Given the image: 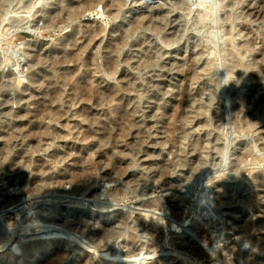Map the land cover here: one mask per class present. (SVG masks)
<instances>
[{
    "label": "rangeland",
    "instance_id": "374dc122",
    "mask_svg": "<svg viewBox=\"0 0 264 264\" xmlns=\"http://www.w3.org/2000/svg\"><path fill=\"white\" fill-rule=\"evenodd\" d=\"M60 1L62 2L63 0H59V2L58 0H0V86L2 85L0 89V113L2 114H0V197L5 198H0V200L2 201L4 199L3 201L5 202L7 199L13 200L18 198L16 202L21 201L17 204L11 202L13 205H8L7 203L0 204V242L2 243L3 241L2 244L0 243V264H3L4 257L11 254L17 255L20 260L10 264H48L49 261L47 259L50 255L48 249L43 254H35L32 257L28 256L22 259L25 247H33V245H38L39 243L46 247L53 246L52 249L55 250L61 247L63 248V245H65L63 242L68 243V247L65 250L71 256L62 264H89V262L91 264H144L145 259L149 261L156 260L155 262L158 264H172V258L175 259V254L170 252L171 246L169 244H172L173 240L177 238L191 242L192 240L187 237L189 234L191 235L188 229L197 224L206 227L205 229L208 231L207 235H209L207 238L211 239H206L207 241L203 245L200 244L205 253V257L199 264H223L218 259L215 253L216 251L226 256L231 264H243L244 260H246L245 258L264 260V253L257 252L253 244L241 242L242 236L239 232L241 224H235V220H239L240 217L245 215L256 220L260 218L258 208H248L245 205L248 201L252 200L253 194L264 192V186L261 185L262 188H259V178H264V140H262V136L264 135L262 132L264 122L258 125H254L255 122L252 124L255 114L251 106L256 94H264L262 90L264 87V63L262 61V56L264 55V2L262 0H225L223 8L218 13L221 21L220 28L222 29L221 39L216 41L214 37L202 38L196 36L191 24V18L193 15H197L199 19L202 16L201 20H199L202 26L210 27L217 16V10L211 4H201L199 9H197L196 7L189 8L186 0H116V5H120L118 9L111 7L103 10L97 7L95 11L98 8L100 9H98V15L96 13H87L79 19H73L67 22V28L61 29L60 27L57 29V27H51L52 29H49L50 26H47L46 20L50 18V14L53 11L59 8L57 4ZM138 1L146 2L138 8H134L140 4ZM54 5L56 7L58 6V8ZM255 5L259 6L258 10L262 8L259 10L262 15L259 17L260 19H256V22L255 19H250L245 15ZM232 14L235 17H237V14L239 16L244 15L242 19H247L242 20V22L239 19L236 20L237 22L225 21L227 15ZM44 17L47 19L45 20ZM132 18L143 20V26L141 30L130 34L128 29L131 26L128 22ZM247 21L248 23H246ZM158 24L159 26H157ZM244 24L247 25L245 26ZM42 25L43 30L41 29ZM44 27H48V29H44ZM74 27L76 29H85L86 27L94 31H102L101 35L95 39V44H93L94 48L92 49V52L96 54L94 64L100 66V70L98 71L95 67H92L96 72L92 71V74H90L91 72L85 74L96 84H94V87L97 88V102L95 104H89L88 107L83 109L85 115L77 118V121L79 123L81 121V126L84 127L80 128L81 131L77 128L78 130L76 129V132L72 135L74 137L72 138L61 139L55 137V139L48 140V135L53 131L65 132V123L69 122L71 124L70 122L74 120L68 119V115L62 116L60 119L57 118L55 121L54 119H47L51 122L46 120L41 124L42 128L45 127L39 129L41 133H37L38 130L35 132L37 133L36 136H34L35 133L27 136L23 128L26 127L27 131L30 125H35V120L32 119V122L30 121L31 124H29V118L26 119L22 116L42 107V98H45L44 94L47 91H50V93L57 92L55 100L52 101L54 103H50L52 109L55 108L57 112L63 114L69 109L72 91L69 86L65 87L62 76H66L74 71L72 69L73 64L63 66L64 69H70L68 71H59L58 68H55L54 61L57 59L55 58V54L47 57L42 53L43 56L41 55V58L39 57L38 59L40 66H37L39 64H36L35 61L37 63L39 61L30 55L31 46L42 43L51 48L59 47L58 45L60 47H66L72 43L70 38H74V40L80 38V35L77 36L76 32L71 31ZM236 27L237 29L240 27L239 29L241 31L237 30ZM245 27L249 28L243 30ZM260 28L263 29L259 31ZM248 29L251 31H247ZM124 32L129 34L125 35ZM121 34L123 36L125 35L124 40L126 42L123 43L125 45L117 47L119 45L115 43V39ZM255 37H257L256 41L254 40ZM248 39L251 40L250 42L252 44ZM20 42L24 44L20 45ZM109 44L110 48H107ZM241 46L244 47L242 48ZM69 47L71 46L66 47V49L73 50L72 47L70 49ZM249 47H251V50ZM226 49L229 50L226 51ZM232 51L233 53H231ZM27 52L30 56L27 55ZM240 52L242 56H240ZM144 54L149 57H146ZM260 54L262 55L260 56ZM153 55L156 56L153 58ZM191 55L199 62L200 68L193 69L198 70L195 72L201 75L199 76L200 81L190 80L186 82L187 80H185V71L190 68L192 69L195 63L192 62L195 61L193 58L192 61L189 58ZM233 57L238 60H235ZM106 59H111L113 63L115 62L113 64L116 65L113 66L114 69H109L106 64ZM142 59H145V61ZM148 59H151L153 62L150 61V63ZM42 61L43 63H41ZM233 61L237 64L234 65L235 63ZM139 62H142V65H139ZM203 62L206 70H209L207 68L211 66V70H209V74L211 75L207 74V71L204 72L203 68H201ZM240 64H243V66ZM245 66L249 67L250 71ZM233 67L236 69L234 68L233 70ZM112 72L115 73L113 74ZM252 72L257 74L256 80L258 82L253 79V75L255 74ZM249 74H252V76ZM206 75L209 76L207 77ZM246 76L250 78L247 79ZM210 77H213V79H210ZM203 78L204 81H209L206 82L207 89L209 90V87H211V91L214 89L212 92L209 90V92L215 93L217 90L219 92L217 93L218 95L216 94L215 101L213 100L212 124L210 126L212 128V135L219 138L215 140L217 142L214 141L208 146L205 151L207 153L203 152V155L207 158V165L205 164L207 167H204L205 169H202V172L200 171L197 175H200L199 177L196 176V179H193L194 182L190 181V183L185 184L187 181L184 180V175L187 167H179L182 169L176 167L175 170L169 172L170 168L178 161L176 155H178L180 149V147L178 148V146H174L170 142L171 138L174 137L176 139L177 134L179 135L181 131L188 130V127L191 126V111L189 108L187 109V106L194 104L192 100L197 95V91L202 84H204L202 82ZM126 79L128 82L133 81V84L130 83V85L127 83ZM249 80H252V83ZM53 81L56 82L55 85L57 87L54 84V88L51 86V83H54ZM126 84H128V89H126ZM46 85L52 89L47 88ZM38 89L40 92L43 91L41 93L42 95L38 92ZM115 91L117 97H122L121 100L119 99L120 101L115 100L111 104L110 102L101 100L103 94L110 93L111 95ZM181 93L184 94L187 100V104L183 109L180 107V103L182 102L180 97ZM252 93H255V95ZM100 94L101 96H99ZM41 96L42 98H40ZM33 98L35 99L33 100ZM46 99L48 100L49 97ZM79 107V105H76L70 108V112L77 110ZM107 107L109 108L107 109ZM249 107L251 108L249 109ZM235 108L238 111L240 108L242 110L244 109L241 116L246 115L249 118L252 113V117L249 119H246L245 116L247 123L250 122V119H253L248 124L249 128L247 126L243 127L240 124L239 120L241 116L238 115L240 118L236 116L238 112ZM129 112H133L131 113L132 115ZM249 112L251 113L248 114ZM119 114L122 117L126 116V119L124 117L122 118V120L125 119L126 123L120 120L121 116ZM87 118H89V121H87ZM175 119L180 121L175 122ZM221 120L224 121L225 127ZM21 121L26 124H23L21 126L22 128L20 127ZM117 121L122 123L119 124ZM128 122L130 123L128 124ZM88 123H91V125ZM131 123L135 125L130 126ZM124 124H127V126ZM172 124L176 128H181L180 132L179 130L175 131L176 129L171 128L173 126ZM193 124H195V121H193ZM250 124L252 125L250 126ZM118 125H123V127L130 126L131 133L135 132L136 129H139L138 131L142 134L145 132L144 134L147 135V137L144 136L146 142L140 140V143L139 141L137 143V141L132 140L130 134L127 136L128 138H116L115 140L118 142L111 140L108 143V133H110V137L114 130L116 131L118 129ZM15 127L17 128L15 129ZM123 127L120 126V128ZM85 128L89 129L87 130ZM244 128L248 129L245 130ZM109 129H113V132H110ZM8 130H11L13 133L7 132ZM18 130L23 132L19 133ZM43 130L49 132V134L47 133L45 136L46 133L44 132L43 135ZM84 130L89 133L92 132L94 138L83 147L75 150L73 146L77 145V139L82 137ZM101 130L103 133H100ZM14 132L17 133L15 134ZM6 134L14 137L10 136L9 138ZM143 135L142 138H144ZM169 135L172 137H168ZM7 139L10 143L13 141L11 139H14V142L10 144L11 146L9 142H5ZM35 139L39 141L37 140V142ZM35 141L37 143H34ZM184 144L186 145L185 149L190 159V165L193 167V154L190 152L188 143L184 142ZM217 147H221L223 152L218 153L216 151ZM82 151H85L86 154H93L95 151L96 153L99 152L98 155L96 153L95 155L93 154L95 157L93 155V157L91 156L93 161L91 177L93 179L92 183L95 185H92V189H89L88 192H77L75 191L74 185L67 180H61L59 183L47 181V178L52 174H64L65 177H68L77 168H83V165L80 163L72 164L70 162L71 158H77L78 160H82L84 157L87 158L88 155H82ZM122 154L124 155L121 158L120 155ZM56 157L60 163L56 164L51 162ZM60 158L62 161H60ZM119 160H123V163L118 164ZM114 162L116 165H114ZM13 164L18 165L19 168L17 166V169H15L16 166ZM120 165L121 167H125L121 168ZM124 171L126 173L122 177L121 174ZM165 171L168 174L164 177L162 175V177L167 179L170 186L161 188L160 181L163 180L161 174ZM183 180L186 182L182 183L184 182ZM152 187L155 189H152ZM32 189L33 191H31ZM220 190L221 192H219ZM224 192H230L232 194L234 192L236 194L233 202L237 209L229 210L227 207L224 208L220 203H217L219 196L224 197L221 196V193ZM207 197L210 199L206 200L208 199ZM170 199H173L172 202L178 205L179 211L182 214L181 218L183 220L181 219L177 223L169 209ZM245 200L246 202H244ZM154 203L161 204L164 212L154 210ZM3 206L4 208H1ZM202 207H204V210ZM207 207L210 211L209 209L206 211ZM139 215H148L150 218L159 216L164 219L167 224L166 226L162 225L164 228L161 244L158 245L139 226L136 221ZM80 216L83 218L82 223L77 220ZM120 217L124 218L123 223H120ZM184 220L186 224L180 223ZM31 221L33 224H30ZM51 221L52 223L55 221H59L60 223L59 225L57 223V226L52 224ZM66 222L69 223L68 225L71 224L70 227L73 228L75 226L76 228L84 225L88 226L87 232L90 233V238L98 246H90L92 248L88 247L87 249L79 243L80 240L78 237L80 235L75 237L66 235L62 231L59 233L52 231L54 227H61L63 230L67 229L69 226L63 225ZM103 222L105 227L108 226L110 229L117 231V233L120 231V234L116 238L105 237V232L102 230L104 225L101 226ZM107 222L108 225L106 224ZM158 224L161 225L160 222ZM25 225L28 227L26 228ZM174 225H178L179 229L176 230ZM233 232L235 234H232ZM96 233L97 235L95 236ZM255 234L260 233L256 232ZM192 239L194 238L192 237ZM60 241L62 242L61 244L59 243ZM133 245L138 246L137 248L135 247L136 249L139 248L138 250H145L148 247L154 248L155 246L156 251L148 259L145 256L139 255L126 260L122 257L121 253ZM98 247H102L103 250L109 248L115 253L113 255L111 252L108 256L102 251V248L98 249ZM238 252L242 255L239 256ZM78 253L81 255L79 259L72 258ZM213 255L217 260L215 262L210 259ZM176 261L178 259L174 262Z\"/></svg>",
    "mask_w": 264,
    "mask_h": 264
},
{
    "label": "bare ground",
    "instance_id": "6f19581e",
    "mask_svg": "<svg viewBox=\"0 0 264 264\" xmlns=\"http://www.w3.org/2000/svg\"><path fill=\"white\" fill-rule=\"evenodd\" d=\"M261 1V0H260ZM31 2V1H30ZM29 2V3H30ZM56 2V1H55ZM58 2H59V0H58ZM146 2V1H145ZM144 1L143 2H139L138 1V3H140L138 6H136V7H134V8H138V7H140L141 6V4H144L145 3ZM258 2V1H257ZM262 2H264L263 0H262ZM262 2H260V3H262ZM54 4H57V3H54ZM60 4V5H59ZM59 4H57L58 6H59V8H58V6L56 7L55 5V7L56 8H58V9H56V11H51L52 13L50 14L51 16H50V18L49 19H47V18H45V20L47 21V26L49 25L50 27H49V29H52L53 27L54 28H56L57 27V29L58 28H60L61 27V29H63V28H67L68 26V23L67 22H70L71 20H73V19H79V18H81L82 16H84L85 14H95L96 13V15H98V9H97V11H95L96 10V8L97 7H100V8H102L103 10H105L106 8L107 9H109V8H111V7H113V8H119L120 7V5H116L117 4V2H116V0H63L62 2L60 1V3ZM136 4V3H135ZM263 4V3H262ZM229 5V4H228ZM263 6V5H262ZM54 7V8H55ZM261 7V6H260ZM264 7V6H263ZM258 8H259V6H256L255 5V7H251L248 11H247V13H245V15H246V17H248V18H250V19H255V22H256V19H258L262 14H260V9H262V8H260L259 10H258ZM53 9V8H52ZM51 10V9H50ZM100 10V9H99ZM50 13V12H49ZM262 13V12H261ZM101 14V13H100ZM235 14V13H234ZM234 14H232V15H227V17L225 18V21H236L237 19H239L241 22H242V20H245V19H247V18H244V19H242V16L244 17V15H242V16H239V14H237L236 16L237 17H235L234 16ZM241 14V13H240ZM242 14H244V13H242ZM48 15V14H47ZM95 15V16H96ZM103 15V14H102ZM45 16V15H44ZM93 16V15H92ZM100 16V15H99ZM264 16V15H263ZM202 17V16H201ZM201 17H200V19L199 20H201ZM43 18V17H42ZM41 18V19H42ZM263 18V17H262ZM40 19V20H41ZM203 19V18H202ZM249 19V20H250ZM260 19V18H259ZM45 20H44V22H45ZM204 20V19H203ZM202 20V21H203ZM238 20V21H239ZM143 20H139V19H134V18H132V19H130V21L128 22L129 23V25L131 26V28H127L128 29V31L130 32V34L132 33H135L136 31H138V30H141V28H142V26H143V22H142ZM262 21V20H261ZM43 22V21H42ZM160 22H161V19H160ZM159 22V23H160ZM173 22V21H172ZM175 22V21H174ZM201 22V21H200ZM199 22V23H200ZM237 22V21H236ZM235 22V23H236ZM253 22V21H252ZM260 22V21H259ZM246 23H248V21L246 22ZM254 23V22H253ZM262 23V22H261ZM237 24V23H236ZM235 24V25H236ZM243 24V23H242ZM256 24V23H255ZM254 24V25H255ZM45 25V24H44ZM161 25V24H160ZM245 25V24H244ZM247 25V24H246ZM245 25V26H246ZM258 25V24H257ZM157 26H159V24L157 25ZM52 27V28H51ZM262 27V26H261ZM43 28V25L41 26V29ZM47 29H48V27H46ZM45 27H44V29H46ZM240 28V27H239ZM237 29V27H236V29L237 30H240V29ZM247 28H249V27H245L243 30H246ZM259 28V27H258ZM257 28V29H258ZM253 29V28H252ZM261 29H263V28H260V30L259 31H261ZM38 30H40V29H38ZM43 30V29H42ZM123 30V29H122ZM125 30V29H124ZM236 30V31H237ZM62 31V30H61ZM71 31H74V32H76V35L77 36H79L80 35V38L78 39H76V40H74V38H70V40H71V44L70 45H68V46H71L72 47V49L73 50H68V49H66V47H68V46H66V47H60V45H58L59 47H55V48H51V47H48V46H46V45H44V44H42V43H37V44H33L32 46H31V51H30V55H32V57L34 56L37 60L39 59V57L42 55L43 56V54L45 55V56H47V57H49V56H51V54H55V58H57L56 60L55 59H53V60H55L54 61V65H55V68H58L59 69V71H61V70H66V71H68V70H70V69H64V65H68V64H73L74 66H73V68L72 69H74V71L73 72H71L70 74H67L66 76H62L63 77V82H65V87L66 86H69V88H70V90L72 91V96H71V102L69 103L70 104V107H69V109H67L66 110V112H65V114H63V113H60V112H57L56 110H55V108L54 109H52V105L50 104V103H54V102H52L53 100H55V98H56V96H57V92H54V93H50V91H47V90H45V91H47L44 95H45V98H42V96L40 97V98H42L43 99V105H42V107H40V108H37V110L36 111H34V112H30V113H28V114H26V115H23L22 117H24V118H29L28 120V123L29 124H31L30 123V121L32 120V119H34L35 120V125H30V127L28 128V130L26 131V127L25 128H23V130L25 129V131L24 132H26L25 134H27V136H30V135H32V134H34L36 131H38L39 129H43V128H45V127H41L42 125V123L43 122H45L47 119H54V121L55 120H57V118H62V116H67L68 115V119H74V120H72L70 123L71 124H69V122H66L65 123V125H64V128H65V132H62V131H53L50 135H48L47 137H48V140H52L53 138L55 139V137H57V138H61V139H67V138H72V137H74V136H72L73 135V133H75L76 132V129L78 128V129H80L81 127H84V126H81L82 124H81V121H80V123L77 121V118H79V117H82V116H84L85 115V112H84V110L83 109H85L86 107H88V105L89 104H95L96 102H97V91H96V89L97 88H95L94 87V82L92 81V79L90 78V77H87L85 74L87 73V72H91L90 74H92V71H94V72H96V70H100V66H98L97 64H94V62H95V60H96V54L95 53H93L92 52V49L94 48V45L93 44H95L94 42H95V39L96 38H98L100 35H101V30H91L90 28H86L85 27V29H76L75 27L74 28H72V30ZM119 31V30H118ZM241 31V30H240ZM247 31H249V29L247 30ZM251 31V30H250ZM249 31V32H250ZM39 32V31H38ZM40 32H42V31H40ZM117 32V31H116ZM232 32V31H231ZM246 32V31H245ZM254 32V31H253ZM252 32V33H253ZM256 32H258V31H256ZM117 33H119V32H117ZM123 33V32H122ZM125 33V32H124ZM238 33V32H237ZM242 33H244V32H242ZM261 33V32H260ZM259 33V34H260ZM127 34H129V33H125V35H127ZM241 34V33H240ZM255 34V33H254ZM40 35V34H39ZM124 35V36H125ZM228 35V34H227ZM238 35V34H237ZM236 35V36H237ZM248 35V34H247ZM246 35V36H247ZM251 35V34H250ZM249 35V36H250ZM258 35V34H257ZM256 35V36H257ZM123 36V34H121L119 37L117 36V38L115 39V43H117V45H119V46H117V47H121V45H125V44H123L124 42H126L125 40H124V37ZM241 36L242 37H244L242 34H241ZM240 35H239V37H241ZM245 36V37H246ZM261 36V35H260ZM127 37V36H126ZM248 37V36H247ZM256 39H257V37H255L254 38V40L256 41ZM18 40V39H17ZM253 40V39H252ZM254 40H253V42H254ZM260 40V39H259ZM248 41L250 42L251 40H249L248 39ZM263 41V40H262ZM77 42H79V44H77ZM138 42H140V41H138ZM197 42V41H196ZM248 42V43H249ZM261 42V41H260ZM21 43V42H20ZM26 43V42H25ZM114 43V44H115ZM197 43H199V42H197ZM247 43V42H246ZM251 43V42H250ZM258 43V42H257ZM22 44H24L23 42L20 44V45H22ZM135 44H137V43H135ZM195 44V43H194ZM252 44V43H251ZM256 44V43H255ZM19 45V44H18ZM19 45V46H20ZM245 45H247V44H245ZM113 46V45H112ZM111 46V47H112ZM141 46H142V44H141ZM198 46H201V45H198ZM198 46H196L197 48H198ZM258 46V45H257ZM71 47H69V49L71 48ZM114 47V46H113ZM194 47H195V45H194ZM242 48L244 47V46H241ZM256 47V46H255ZM262 47V46H261ZM74 48H75V50H74ZM107 48H110V44L108 45V47ZM197 48H196V50H197ZM227 48H228V46H227ZM251 47H249V49H250ZM257 48V47H256ZM260 48V47H259ZM30 49V48H29ZM152 49V48H151ZM200 49H202V48H200ZM248 49V48H247ZM252 49H254L253 47H252ZM113 50V49H112ZM116 50H118V49H116ZM227 50H229V49H226V51ZM251 50V49H250ZM259 50V49H258ZM115 51V50H114ZM113 51V52H114ZM199 51V50H198ZM197 51V52H198ZM247 51H249V50H247ZM247 51H245V52H247ZM264 51V50H263ZM143 52H145V51H143ZM150 52H152V51H150ZM230 52V51H229ZM245 52H243V53H245ZM43 53V54H42ZM117 53V52H116ZM199 53L201 54V52L199 51ZM231 53H233V51L231 52ZM262 53V52H261ZM264 53V52H263ZM111 54V53H110ZM140 54V53H139ZM152 54V53H151ZM198 54V53H197ZM229 54V53H228ZM240 54V56H242L241 55V52L239 53ZM257 54H259V53H257ZM26 55V54H25ZM27 55L28 56H30L29 54H28V52H27ZM144 55H146V54H144ZM193 55V54H192ZM190 56L189 58L191 59V61H192V58H193V56ZM230 55V54H229ZM232 56H233V54H231ZM262 54H260V56H261ZM109 56V55H108ZM111 56V55H110ZM148 55H146V57H147ZM150 56H152V55H150ZM156 56V55H155ZM154 55H153V58L155 57ZM200 56V55H199ZM231 56V57H232ZM33 57V58H34ZM137 57H141V56H137ZM149 57V56H148ZM236 57V56H235ZM31 58V57H30ZM41 58V57H40ZM45 58V57H44ZM108 58V57H107ZM112 58V57H111ZM133 58H135V57H133ZM144 58V57H143ZM153 58H152V60H153ZM187 58V57H186ZM234 58V57H233ZM259 58H261V57H259ZM113 59H115V58H113ZM139 59V58H138ZM146 59V58H145ZM145 59L143 60V61H145ZM231 59V58H230ZM235 60H238L237 58H234ZM34 60V59H33ZM40 60H42V59H40ZM142 60H140V61H142ZM151 59L149 60L148 59V61L150 62H153ZM193 60H195L194 58H193ZM39 61V60H38ZM115 61V60H114ZM190 61V62H191ZM232 61V60H231ZM262 61H263V63H264V55L262 56ZM261 61V62H262ZM150 62V63H151ZM192 62H195L194 64H193V66H192V69L190 68V69H188L187 71H185V80H187L186 82H188V81H190V80H192V81H200L199 79H200V77L199 76H201V75H198V73L197 72H195V71H198V70H194L193 68H197V69H199L200 68V66H199V62H197L196 60L195 61H192ZM234 63H235V61H233ZM35 63L36 64H39L40 63V61L37 63L36 61H35ZM34 63V64H35ZM41 63H43V61L41 62ZM115 63V62H114ZM113 63V60H111V59H106V64H107V66L109 67V69L110 68H112V69H114L113 68V66H116V65H113L114 64ZM140 63V62H139ZM142 63V62H141ZM139 64V65H142V64ZM146 64H148L147 62H145ZM144 63V64H145ZM237 63H235L234 65H236ZM262 64V63H261ZM42 65V64H41ZM148 65H150V64H148ZM154 65H156V64H154ZM240 65H242L243 66V64H240ZM248 65V64H247ZM252 65V64H251ZM264 65V64H263ZM37 66H40V64L39 65H37ZM64 66V67H63ZM111 66V67H110ZM144 67H146L145 65H143ZM152 67H153V65H151ZM209 66V65H208ZM207 66V67H208ZM63 67V68H62ZM92 67H95V69L93 70L92 69ZM140 67H142V66H140ZM206 66H204V62H203V64H201V68H203V70H204V72H206L207 71V74H209V70H211V66H210V68L208 67L207 69H209V70H206V68H205ZM251 67V66H250ZM264 67V66H263ZM150 68V67H149ZM186 68V67H185ZM234 68L235 67H233V70H234ZM245 68H247V70H249L250 71V69H249V67H246L245 66ZM244 67H243V69H245ZM184 69V68H183ZM236 69V68H235ZM252 69V68H251ZM263 69V68H262ZM262 69H260V70H262ZM194 70V71H193ZM200 70H202V69H200ZM264 70V69H263ZM115 71V70H114ZM56 72V71H55ZM203 72V71H202ZM243 72V71H242ZM107 73H108V71H107ZM113 74L115 73V72H112ZM112 73H109V74H112ZM199 73H201V72H199ZM232 73V72H231ZM247 73V72H246ZM251 73V72H250ZM253 74H255V75H253V79L255 80V81H257L256 79H257V74L256 73H254V72H252ZM262 73H263V71H262ZM58 74V73H57ZM61 74V73H60ZM88 74V73H87ZM259 74V73H258ZM51 75H53V73H51ZM64 75V74H63ZM209 75H211V74H209ZM209 75H206L207 77L209 76ZM243 75V74H242ZM247 75V74H246ZM250 75V74H249ZM250 76H252V74L250 75ZM54 77V76H53ZM203 77V76H202ZM206 77V78H207ZM247 77V79L248 78H250L249 76H246ZM19 78V77H18ZM124 78H126V77H124ZM128 78V77H127ZM205 78V77H204ZM204 78H203V81L202 82H204V84H202V86L200 87V89L197 91V95L195 96V98L192 100V102H194V104H192V106H191V104H189L188 106H187V109L189 108L190 109V113H191V117H190V121H191V123H190V125L191 126H189L188 128V130H186V131H181L180 132V129L181 128H176V127H174V125L171 127V128H173V129H176L175 131H178L179 130V132H180V134L178 135H176V139L173 137V138H171L172 136H168V137H170L171 138V144H173L174 146L176 145V146H178V148L180 147V149H179V153H178V155H176L177 156V159H178V161H177V163H175V165H173V167H171L170 168V170H169V172L171 171V170H175L176 169V167L177 168H179V167H187V170H186V173H185V179L184 180H186V181H184V182H182V183H185V184H188V182L190 183V181L192 182H194V180L193 179H196V176L200 173V171L202 170V169H205L204 167H207L206 165H207V158H206V156L205 155H203V152L204 153H207V152H205L206 150H207V148H208V146L209 145H211L215 140H218L217 138H219V137H217V136H213L212 135V128H210V126H211V122H212V118H211V115H212V112H213V102L215 101L214 99H216V94L217 93H219L218 92V90H217V92H213V93H211L212 91H211V87H209V90L211 91V92H209V90L207 89V86H206V82H209V81H207L206 79V81H204ZM52 79V78H51ZM55 79V78H54ZM129 79V78H128ZM208 79V78H207ZM210 79H213V77H210ZM261 79V78H260ZM122 80V79H121ZM127 80V79H126ZM184 80V81H185ZM259 80V79H258ZM96 81V80H95ZM123 81H124V79H123ZM248 81V80H247ZM250 81V80H249ZM252 81V80H251ZM250 81V82H251ZM254 81V82H255ZM264 81V80H263ZM19 82V81H18ZM33 82V81H32ZM48 82V81H47ZM54 82V81H53ZM97 82V81H96ZM125 82V81H124ZM133 82V81H132ZM132 82H128V80H127V83H132ZM212 82V81H211ZM210 82V83H211ZM214 82V81H213ZM253 82V83H254ZM258 82V81H257ZM256 82V83H257ZM55 83L56 82H54V83H51L50 85L51 86H53V84L55 85ZM135 83V82H134ZM252 83V82H251ZM260 83V82H259ZM17 84H19V83H17ZM47 84H49V83H47ZM120 84V83H119ZM133 84V83H132ZM255 84V83H254ZM96 85V84H95ZM128 84H126V86H127ZM131 85V84H130ZM129 85V86H130ZM211 85V84H210ZM258 85V84H257ZM56 87H57V85H55ZM118 86H120V85H118ZM117 86V87H118ZM137 86V85H136ZM252 86H253V84H252ZM256 86V85H255ZM260 86V85H259ZM1 87H2V85L0 86V89H1ZM46 87L48 88L49 86L48 85H46ZM261 87H263V86H261ZM50 88V87H49ZM53 88H54V86H53ZM126 88V87H125ZM133 88V87H132ZM137 88V87H136ZM218 88V87H217ZM257 88V87H256ZM258 88H260V87H258ZM50 89H52V88H50ZM123 89V88H122ZM126 89H128V86H127V88ZM219 89V88H218ZM252 89H254V88H252ZM27 90V89H26ZM39 90V89H38ZM55 90H57V89H55ZM99 90V89H98ZM116 90H118V89H116ZM215 90H216V88H215ZM250 90V89H249ZM255 90V89H254ZM263 91H264V87H263V89H262ZM261 90V91H262ZM25 91V90H24ZM37 91V90H36ZM42 91V90H41ZM123 91H125V90H123ZM129 91V90H128ZM34 92V91H33ZM38 92H40V90L38 91ZM43 92V91H42ZM42 92H40V94L42 93ZM60 92V91H59ZM118 92V91H117ZM119 92H120V90H119ZM258 92V91H257ZM61 93V92H60ZM104 93V92H103ZM102 93V94H103ZM106 93V92H105ZM113 93V92H112ZM121 93V92H120ZM39 94V93H38ZM252 94H254L255 95V93H252ZM30 95V94H29ZM33 95V94H32ZM31 95V96H32ZM42 95V94H41ZM61 95V94H60ZM60 95H58V96H60ZM125 95V94H124ZM218 95V94H217ZM34 96V95H33ZM99 96H101V94L99 95ZM127 96V95H126ZM179 96V95H178ZM47 97H49V101L46 99ZM61 97V96H60ZM180 97H181V100H182V102L180 103V107H181V109H183L184 108V106H186V104H187V100H186V97L184 96V94L183 93H181L180 94ZM25 98H27V97H25ZM29 98H30V96H29ZM36 98H37V96H36ZM102 98V99H101ZM101 100H103L104 102H110L111 104H112V102H114L115 100H121V96H119V97H117V94H116V91H115V93H113V94H111L110 95V93H108V94H103V96H101ZM250 98H251V96H250ZM252 98H253V96H252ZM254 102H253V104L251 105L252 106V111L254 112V114H255V118H253V119H250L249 121L251 122L252 120H253V122H252V124L254 123V125L255 124H260V123H263L264 122V94L262 93H260V94H256V96H254ZM32 99V98H31ZM35 98H33V100H34ZM37 99H39V98H37ZM59 99V98H58ZM99 99V98H98ZM180 99V98H179ZM238 99V98H237ZM29 100V99H28ZM101 100H99V101H101ZM119 100V101H120ZM126 100V99H125ZM214 100V101H213ZM245 100V99H244ZM250 100H252V99H250ZM57 101V100H56ZM56 101H55V103H56ZM122 101H124V100H122ZM36 102H37V100H36ZM40 102V101H39ZM38 102V103H39ZM102 102V101H101ZM247 103H248V101H246ZM103 103V102H102ZM101 103V104H102ZM179 103V102H178ZM101 104H100V106H101ZM106 104V103H105ZM115 104V103H114ZM116 104H118L117 102H116ZM243 105H244V103H242ZM76 105H79L80 107L77 109V110H75V111H73V112H70V108H72V107H74V106H76ZM98 105V104H97ZM110 105V104H109ZM108 105V106H109ZM119 105V104H118ZM245 105H247V104H245ZM7 107H8V105H6ZM36 106V105H35ZM91 106V105H90ZM240 106V105H239ZM92 107H94L93 105H92ZM243 107V106H242ZM248 107V106H247ZM109 107H107V109H108ZM251 107H249V109H250ZM236 109V108H235ZM8 110V109H7ZM244 110V109H243ZM242 110V108H240L239 109V111L236 109V111L238 112V114L236 115V116H238V115H240L241 116V114L244 112ZM245 110H246V108H245ZM87 111V110H86ZM8 112V111H7ZM126 112V111H125ZM4 113V112H3ZM113 113V112H112ZM123 113V112H122ZM131 113H133V112H131ZM130 112H129V114H131ZM166 113V112H165ZM251 112H249L248 114H250ZM1 114V113H0ZM5 114H6V112H5ZM4 114V115H5ZM124 114V113H123ZM247 114V115H248ZM2 115V114H1ZM116 115V114H115ZM132 115V114H131ZM20 116V115H19ZM112 116V115H111ZM119 116H121V119H120V117H119V119L120 120H122V118L124 117H122V115H120L119 114ZM166 116V115H165ZM245 116L246 115H242L241 116V119L239 120V122H240V124L243 126V127H245V126H247L248 127V124L250 123V122H248L247 123V121H246V119H249L250 117H252V113L250 114V117L248 118L247 116H246V119H245ZM249 116V115H248ZM126 117V116H125ZM124 117V118H125ZM173 117H175L174 115H173ZM239 117V116H238ZM18 118H20V117H18ZM116 118V117H115ZM240 118V117H239ZM89 118H87V121H89L88 120ZM91 119H93V118H91ZM91 119H90V121H91ZM117 119V118H116ZM115 119V120H116ZM126 119V118H125ZM125 119H123L122 121H124L125 122ZM128 119V118H127ZM223 119V118H222ZM236 119H238L237 117H236ZM195 121V124H193V121ZM47 121H49V120H47ZM179 122L178 121V119L176 120L175 119V122ZM32 122V121H31ZM36 122H38V123H36ZM49 122H51V121H49ZM118 122V121H117ZM131 122V121H130ZM130 122H128V124L130 123ZM221 122H223V125H224V121L223 120H221ZM95 123V122H94ZM119 123V122H118ZM122 122H120L119 124H121ZM126 123V122H125ZM132 123H134V122H132ZM131 123V125L130 126H132V125H135V124H132ZM16 124H18V123H16ZM24 123H22V121H21V124H20V127L23 125ZM88 124H90L91 125V123H88ZM87 124V125H88ZM239 124V125H240ZM252 124H250V126L252 125ZM19 125V124H18ZM24 125H26V124H24ZM115 125V124H114ZM117 125V124H116ZM125 126H127V124H124ZM253 125V126H254ZM16 126V125H15ZM44 126V125H43ZM104 126V125H103ZM120 126H122L123 127V125H118V129L115 131L114 130V132L112 131L113 129H109L110 130V132H113V134L112 135H110V137H109V134L110 133H108V136H107V139H108V143H109V141H111V140H115L116 138L117 139H122V138H125V137H127V136H129L130 134H131V137H132V140L133 141H137V143H138V141H139V143H140V140L141 141H145V137L144 136H146L147 137V135H145L144 133V131H142V132H144L143 134L140 132V131H138L136 128V131L135 132H133V133H131V130H130V126H128V127H123V128H120ZM242 126H240V127H242ZM134 127H136V126H134ZM133 127V128H134ZM224 127H225V125H224ZM243 127L241 128V129H243ZM12 128V127H11ZM17 127H15V129H16ZM19 128V127H18ZM22 128V127H21ZM133 128H131V129H133ZM170 128V127H169ZM249 128V127H248ZM248 128H244L245 130L246 129H248ZM251 128V127H250ZM9 129V128H8ZM20 129V128H19ZM47 130H48V128H46ZM77 129V130H78ZM85 129H89V128H85ZM103 129V128H102ZM105 129H106V127H105ZM115 129V128H114ZM22 130V129H21ZM104 130V129H103ZM108 130V129H107ZM11 131V130H10ZM9 130L7 131V132H9V133H13L12 131L10 132ZM16 131V130H15ZM19 131V130H18ZM17 131V132H18ZM41 130H39L37 133H41L40 132ZM52 131V130H51ZM50 131V132H51ZM79 131H81V129L79 130ZM97 131V130H96ZM99 131V130H98ZM106 131V130H105ZM170 131V130H169ZM175 131H173V132H175ZM4 132H6V131H4ZM16 132V133H17ZM21 132H23V131H21ZM20 131H19V133H21ZM44 132H45V130H43L42 131V133H43V135H44ZM103 133V131L101 130L100 131V133ZM107 132H109V131H107ZM172 132V131H171ZM171 132H169L170 134H171ZM178 132V133H179ZM263 133H264V129H263V131H262ZM15 133V132H14ZM15 133V134H16ZM37 133H35L34 134V136H36L37 135ZM46 134H45V136L47 135V133L49 134V132H45ZM78 133H80V132H78ZM95 133V132H94ZM97 133V132H96ZM168 133V134H169ZM176 133V132H175ZM83 134V135H82ZM81 135H82V137L80 138V139H77L78 141V143H77V145H74L73 146V148L75 149V150H78L80 147H83L85 144H87L89 141H92L93 140V138H94V135L92 134V132L91 133H89L88 131H86V130H84L83 131V133H82ZM97 134H99V133H97ZM97 134H95V135H97ZM106 134V133H105ZM167 134V133H166ZM174 134V133H173ZM7 135V134H6ZM39 135V134H38ZM142 135H143V137L144 138H142ZM4 136V135H3ZM9 138H10V136L9 135H7ZM18 136H19V134H18ZM39 136H42L41 134L39 135ZM100 136H104V135H100ZM5 137V136H4ZM11 137H14V136H11ZM24 137V136H23ZM22 137V138H23ZM32 137V136H31ZM47 137H45L46 139H47ZM119 137V138H118ZM25 138H27L26 136H25ZM34 138H36V137H34ZM128 138V137H127ZM5 139V138H4ZM15 139H17L16 137H15ZM32 139V138H31ZM76 139V138H75ZM104 139H105V137H104ZM8 140V139H7ZM7 140H5V142H9V140L7 141ZM13 140V141H12ZM36 140V139H35ZM38 140V139H37ZM36 140V141H37ZM106 140V139H105ZM104 140V141H105ZM168 140H169V138H168ZM262 140H264V135L262 136ZM261 140V141H262ZM11 143L9 142V145L10 144H12L13 142H14V139H11ZM21 141V140H20ZM34 141V140H33ZM34 142V143H37V142ZM115 141H117V140H115ZM119 141H123V140H119ZM170 141V140H169ZM17 142V141H16ZM105 142H107V141H105ZM118 142V141H117ZM146 142V141H145ZM184 142H187L188 143V147H189V149H190V152H191V154H193V156H192V159H193V164H194V166L192 167L191 165H190V159L188 158V155H187V152H186V145L184 144ZM215 142H217V141H215ZM111 143V142H110ZM112 143H114V142H112ZM132 143H134V142H132ZM136 143V142H135ZM14 144H16V143H14ZM17 144H18V142H17ZM19 144H20V142H19ZM33 144V143H32ZM4 145H5V143H4ZM21 145V144H20ZM136 145V144H135ZM134 145V146H135ZM6 146V145H5ZM5 146H4V148H5ZM11 146V145H10ZM173 146V147H174ZM182 146V147H181ZM264 146V145H263ZM1 147V146H0ZM6 147H8V146H6ZM264 148V147H263ZM7 149V148H6ZM178 150V149H177ZM98 151V150H97ZM216 151H218V153H220L221 151L223 152V150H222V148L221 147H217L216 148ZM4 152V151H3ZM2 152V153H3ZM95 153H96V151L93 153L94 155H95ZM81 154L82 155H88V157L87 158H85L84 157V159H82V160H78L77 158H71V160H70V162L72 163V164H78V163H80L81 165H83V168H77L76 170H75V172L72 174V175H70V176H68V177H65L64 176V174H52V175H50L48 178H47V181L48 182H53L54 183V181L55 182H57V183H59V181H61V180H67L69 183H72L73 185H74V188H75V191H77V192H88L89 191V189H92L93 187H92V185L94 184V183H92L93 182V179H92V177H91V171H92V168H93V161H92V157L94 156L93 154H86L85 153V151L83 152H81ZM97 155L99 154V152L98 153H96ZM103 154V153H102ZM93 155V156H92ZM123 155L124 154H122V155H120V157L122 158L123 157ZM92 156V157H91ZM125 156H127V155H125ZM95 157V156H94ZM98 157V156H97ZM100 157V156H99ZM102 157H103V155H102ZM127 158V157H126ZM61 159V158H60ZM117 160V159H116ZM17 161V160H16ZM60 161H62V159L60 160ZM118 161V160H117ZM116 161V162H117ZM123 160H119V162H118V164H121V162H122ZM192 161V160H191ZM13 162V161H12ZM15 162V161H14ZM51 162L52 163H60L59 162V159L56 157V158H53L52 160H51ZM24 163V162H23ZM123 163V162H122ZM16 164V163H15ZM19 164H20V162H19ZM206 164V165H205ZM14 165V164H13ZM13 165H12V167H13ZM22 165H24V164H22ZM114 165H116L115 164V162H114ZM113 165V166H114ZM14 166H16V165H14ZM18 166V165H17ZM17 166H16V168L15 169H17ZM9 167V166H8ZM12 167H10L11 169H12ZM114 167H116V166H114ZM120 167H121V165H120ZM123 167H125V166H123ZM123 167H121V168H123ZM9 168V169H10ZM18 168H19V166H18ZM179 169H182V168H179ZM14 170V169H13ZM122 170H124V169H122ZM125 170H127V169H125ZM10 171V170H9ZM40 171V170H39ZM168 171V170H167ZM203 171V170H202ZM201 171V172H202ZM41 172H42V170H41ZM40 172V173H41ZM121 172V171H120ZM125 173H126V171H124V172H122V177L123 176H125ZM38 174V173H37ZM160 174V173H159ZM168 173L165 171L163 174H161V178L163 179H161L162 181H160L161 183V188H165L166 186H170V183L167 181V179H164L163 177L164 176H166ZM162 175H163V177H162ZM127 176V175H126ZM200 176V175H199ZM199 176H197V177H199ZM36 177V176H35ZM111 177V176H110ZM38 178V177H37ZM139 179V178H138ZM198 179V178H197ZM31 180V179H30ZM32 180H34V179H32ZM10 181V180H9ZM29 181V180H28ZM33 182V181H32ZM31 182V184H33ZM34 182H36V181H34ZM9 183V182H8ZM26 184V183H25ZM159 184V185H160ZM27 185V184H26ZM181 186H182V184H180ZM191 185V184H190ZM259 188H262V186H264V178H262V179H260L259 178ZM262 185V186H261ZM35 186V185H34ZM93 186H95V185H93ZM92 187V188H91ZM32 188H33V186H32ZM35 188V187H34ZM52 188H54V187H52ZM154 187H152V189H153ZM264 188V187H263ZM47 189V188H46ZM155 189V188H154ZM44 190H45V188H44ZM43 190V191H44ZM49 190V189H48ZM30 191V190H29ZM31 191H33V189L31 190ZM42 191V193H44ZM50 191H51V189H50ZM94 191V190H93ZM40 192V191H39ZM38 192V193H39ZM154 192V191H153ZM219 192H221V190L219 191ZM2 193V192H1ZM37 193V194H38ZM46 193V192H45ZM118 193V192H117ZM144 194H145V192H143ZM135 194V193H134ZM138 194H140V193H138ZM141 194H142V192H141ZM1 195V194H0ZM137 195V194H136ZM208 196V195H207ZM221 196H224V197H218V201H217V203H220L221 204V206L222 207H227L229 210L230 209H237V207H235V205H234V202H233V199H234V197L236 196V194L233 192V194L232 193H221ZM138 197V196H137ZM226 197V198H225ZM1 198V197H0ZM2 198H4V197H2ZM1 198V199H2ZM37 198V197H36ZM208 198V197H207ZM5 199V198H4ZM3 199V200H4ZM210 198H208V199H206V200H209ZM2 200V201H3ZM10 200V201H9ZM7 199L5 202L3 201V203H2V201L0 202V204L1 205H3V204H5V203H7L8 205H11L12 203L14 204V202L17 204V203H19V202H21L20 200H19V202L17 201L16 202V200H18V198L16 199H13V200H11V199ZM172 200L173 199H170V201H169V209H170V211H171V215L174 217V219H175V222L177 223L178 221H180L181 219L183 220V218H181V216H182V214L180 213V209L178 208V205L176 204V203H174V202H172ZM181 201V200H180ZM185 201V200H184ZM183 201V202H184ZM248 201V200H247ZM12 202V203H11ZM156 202V201H155ZM179 202V201H178ZM177 202V203H178ZM244 202H246V200L244 201ZM243 202V203H244ZM181 203H182V201H181ZM186 203V202H185ZM12 204V205H13ZM155 204V203H154ZM153 204V206H154V210H159L160 212H164V208L162 207V205L161 204H155L154 205ZM180 204V203H179ZM205 204V203H204ZM208 204V203H207ZM205 206H206V204H205ZM208 206V205H207ZM250 207V208H258V213L260 214V218H258L257 220L256 219H254V218H251V217H248V216H242V217H240V219L239 220H235L236 222H235V224L236 225H238V224H241V227H240V234H241V236H242V243H246V242H248V243H251V244H253L254 246H255V250L257 251V252H259V253H264V192L262 193V192H257V193H255V194H253V196H252V200H250V201H248V203L245 205V207ZM9 207V206H8ZM244 207V208H245ZM1 208H4V206L3 207H1ZM163 208V209H162ZM243 208V209H244ZM202 209L204 210V207H202ZM208 207H207V210L206 211H208ZM209 211H210V209H209ZM204 214V213H203ZM121 219H120V223H123V220H124V218H122V217H120ZM32 220V219H31ZM77 220H79L80 221V223H82L83 221V218L80 216V217H78L77 218ZM186 220V219H185ZM183 221V222H180V223H184V224H186V221ZM78 221V222H79ZM136 221H137V223L139 224V226L141 227V228H143V230L147 233V234H149V236H151L156 242H157V244L159 245V244H161L162 243V240H163V228H164V226H166V222L164 221V219H162V218H160L159 216H154L153 218H150L148 215H139L138 217H137V219H136ZM202 221H204V220H202ZM34 222V221H33ZM35 222H36V220H35ZM34 222V223H35ZM46 222V221H45ZM161 223V225L160 224H158V223ZM32 223V221L30 222V224ZM51 223H52V221H51ZM57 223H58V225H59V221H55V222H53L52 224H55V225H57ZM196 223V222H195ZM25 224V223H24ZM33 224V223H32ZM69 223H64L63 225H66V226H69V227H67V229H62L61 227H54V228H52V231L54 232V233H59L60 231H62V232H64L66 235H70V236H75V237H78V235H80L78 238H79V243L82 245V246H84V247H86L87 249H88V247L89 248H92V247H90V246H98V244H95L96 242H94L93 240H92V238H90V233H88L87 232V228H88V226H86V225H84V226H81L80 228H76V226H75V228H73V227H70L71 226V224L70 225H68ZM107 225H108V222L106 223ZM205 224V223H204ZM27 225V224H26ZM25 225V226H26ZM57 225V226H58ZM102 225H104V222L103 223H101V226ZM162 225H164V226H162ZM191 225H193V224H191ZM206 225V224H205ZM30 226V225H29ZM61 226V225H60ZM73 226V225H72ZM182 226V225H181ZM28 226H26V228H27ZM53 227V226H52ZM216 227V226H215ZM174 228L176 229V230H178L179 229V226L178 225H174ZM206 227H204V226H202V225H195V226H191L189 229H188V231H190V233H191V235L189 236H187L189 239H191L192 241L191 242H189V241H187V240H181V238L179 239V238H177V239H174L173 240V242H172V244H169L170 246H171V251L170 252H173V254H175V259L174 258H172V264H199V262L201 261V260H203V258L205 257V253H204V251L202 250V247H201V245H203V243L205 242V241H207L206 239H209V238H207L209 235H207V230L205 229ZM107 229V230H106ZM102 230L105 232V237H107V238H116L117 236H118V234H120L119 232L117 233V231H114V229L112 230V229H110L108 226H106L105 227V225L102 227ZM186 230V229H185ZM2 232V231H1ZM256 232H258V233H260V234H255ZM98 233V232H97ZM97 233L95 234V236L97 235ZM184 233V232H183ZM187 233V232H186ZM188 234V233H187ZM232 234H235L234 232L232 233ZM53 235H55V234H53ZM99 235V234H98ZM103 235V234H102ZM231 236V235H230ZM186 237V238H187ZM192 237L194 238V239H192ZM86 240V241H85ZM209 240H211V239H209ZM215 240V239H214ZM17 241V240H16ZM96 241V240H95ZM166 241V240H165ZM156 242H154V243H156ZM167 242V241H166ZM210 242V241H209ZM1 243V242H0ZM2 243H3V241H2ZM1 243V244H2ZM60 244L62 243L61 241L59 242ZM65 245H63V248L61 247L60 249H52L53 248V246L52 247H46V246H42L41 244H39L38 243V245H33V247H25V251H24V254L22 255V259L24 258V257H32L33 255H35V254H43L44 252H46V250L48 249V251H50L49 253H50V255H49V258L47 259L49 262H48V264H62L63 262H65L66 260H68L69 258H70V256H71V254L70 253H68L66 250H65V248L66 247H68V243L66 244L65 242H63ZM59 244V245H60ZM133 244H135V243H133ZM156 244V246H158ZM201 244V245H200ZM210 244V243H209ZM136 245V244H135ZM215 245V244H214ZM131 246V245H130ZM161 246V245H160ZM159 246V247H160ZM60 247V246H59ZM95 247V248H96ZM103 247H105V246H103ZM136 246H132V247H130V248H128L125 252H123V253H121V255H122V257H124L126 260L127 259H130V258H133V257H136V256H139V255H141V256H145L147 259L148 258H150L152 255H154L155 254V251H156V249H155V246H154V248H152V247H148V249H145V250H138V249H136L135 248ZM99 248H102V247H98V249ZM68 249V248H67ZM94 249V248H93ZM97 250V249H96ZM101 250V249H100ZM154 250V251H153ZM98 251V250H97ZM102 251H104L108 256H109V254L112 252L111 251V249H109V248H105V250H103V248H102ZM101 252V251H100ZM117 252V251H116ZM113 253V255H114V253L115 252H112ZM216 254H217V257H218V259L223 263V264H231L230 263V261H229V259L226 257V256H224V255H222V254H220V252L218 251H216L215 252ZM103 254V253H102ZM238 254H239V256H241L240 255V252H238ZM106 255V256H107ZM117 255H119V254H117ZM81 255L78 253V254H76V255H74L72 258H78L79 259V257H80ZM83 256V255H82ZM103 256H105V255H103ZM116 256V255H115ZM209 256V255H208ZM210 257V256H209ZM215 256L213 255L212 256V258H210V259H212L211 261H213V262H215V261H217L215 258H214ZM19 257L17 256V255H15V254H11V255H9V256H6V257H4L3 258V264H10V263H13V262H17V261H19L20 259H18ZM178 259V261H176V262H174L175 260H177ZM246 260H244V263L243 264H264V260H260V259H253V258H250V259H247V258H245ZM124 260V259H123ZM151 260V259H150ZM154 260V259H153ZM156 261V260H155ZM155 261H149V260H146L145 259V263L144 264H158L157 262H155ZM161 261V260H160ZM81 263H83V262H81ZM86 263V262H85ZM84 264V263H83ZM89 264H91V262H89ZM135 264H137V263H135ZM200 264H203V263H200ZM214 264V263H213ZM216 264V263H215Z\"/></svg>",
    "mask_w": 264,
    "mask_h": 264
},
{
    "label": "clouds",
    "instance_id": "9594fccd",
    "mask_svg": "<svg viewBox=\"0 0 264 264\" xmlns=\"http://www.w3.org/2000/svg\"><path fill=\"white\" fill-rule=\"evenodd\" d=\"M186 3L189 8L196 7L197 9H199L201 4H211V6L217 10V16L210 27L202 26L199 23L197 15H193L191 18V24L196 36L202 38L214 37L216 41H219L221 39L222 29L220 28L221 21L218 13L219 10L223 8L225 0H186Z\"/></svg>",
    "mask_w": 264,
    "mask_h": 264
}]
</instances>
